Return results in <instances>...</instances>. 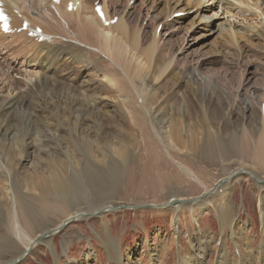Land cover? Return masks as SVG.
I'll return each mask as SVG.
<instances>
[{"label": "rangeland", "instance_id": "obj_1", "mask_svg": "<svg viewBox=\"0 0 264 264\" xmlns=\"http://www.w3.org/2000/svg\"><path fill=\"white\" fill-rule=\"evenodd\" d=\"M115 1L117 2L116 7H123L126 3V0H114L113 3ZM231 1L236 2L234 0ZM132 2H136L135 6H137L134 11L132 8L134 20L138 18V23L142 20V24L146 25L148 40L150 39V33L152 37L154 24L156 22L162 23L160 24L162 28L156 34L163 35L161 38L162 47L160 49L161 58H166L167 55L168 57L173 56L176 54L175 51L178 48L182 51V53L176 54L177 63L174 65L175 68L173 67L174 69L167 74L169 75L172 71L174 72V70L179 69L189 78L199 75L201 80L204 79L202 80L204 86L212 85L216 89L222 90L221 92H224L223 94H226L229 100V103H224L222 95L220 96L221 100L218 97H214L216 93L210 99L209 96L212 95L213 90H211V93L205 91L204 86L197 81H192L191 84L193 85L186 87L184 84L177 86L175 78L170 75L167 76V74L157 84L152 79H149L150 84L148 88L151 90L150 95L157 96L156 107L160 108L159 112L161 113H156L155 118H163L162 120L171 119V123L178 120L185 140L190 139L188 143L191 147L187 148L183 156L180 155L181 160L184 162L193 161L194 166L196 165L195 160H200L202 168L199 162H197L196 166L200 169H203L204 166L207 168L206 173L199 172L204 177L207 175L205 179L208 180L207 185L211 189L214 187L213 183L215 180L217 182L221 178H224L223 167H225L227 173L240 168L251 169L259 179L264 180V168L261 167L256 158L249 157L246 160H241L230 146L228 147L231 152L229 158H224V160L218 159L217 162L218 156L216 162L211 160V163L210 160L205 158L208 156L207 149H203L206 132L209 129L213 130L214 133L216 132L215 134L217 135L220 132V136L224 141L228 140L229 134L232 131L239 137L242 136L240 128L243 125L258 131L259 122L256 116L259 115L260 107L264 102V48L256 52H249L246 47L247 40L242 39L243 41L241 40L239 43V49L231 46L230 50L225 49L219 53L218 51L222 47H225L226 43L224 40H218L216 34L195 40L192 37L194 33L192 30L186 31L187 29L185 28L178 29L179 25L175 23L172 29L171 25L168 27L164 25L167 20L165 19L166 15H160V11L164 7L163 4L156 11L151 10L148 16L145 17L148 10L146 8L150 7V3L141 5L140 0H131L130 6L133 5ZM263 7L264 4L261 8L263 9ZM227 9L229 12L226 14ZM214 11L217 12L220 20L228 18L231 21L236 20L241 23L244 22V24L252 23L259 26L264 21V16H261L259 11L243 5L232 6L228 2H225V0L223 3L213 6L209 13H213ZM157 15L161 17L159 18ZM4 40L0 38V41ZM216 43H218V49H215L214 45ZM210 49H213V52ZM3 71L6 72L7 68L4 67ZM34 71H38V69L32 67L26 68L25 74L11 72L13 76L11 81H15V77H18L25 85L31 79L34 81L35 78L40 76L39 73H34ZM88 73L89 71H84L83 75L78 77L81 82L96 87V95L107 101L106 107L109 109L107 111L111 112L108 116H104L106 117L104 118L106 127L103 132H101L102 130H97V133L100 135L98 143L101 140L99 147L94 143L89 147L87 152L92 156L93 154H97L98 158L96 160L102 161L101 169L104 172V176L101 180L105 184L103 188L107 190L111 189L112 191L105 200H102L101 192L95 190L87 192L79 190L60 197L59 194L54 193L53 189H50V182H45L42 176L49 175V171L52 170L50 166H54V163H59L58 159L61 157H63L61 161L67 167L69 160H64V156L61 153L62 149L57 148L56 152L59 153L58 156L54 153V156L49 157L48 151L40 154V160H34L36 164L32 165L31 159L25 160L14 149L16 146L15 142L12 141L9 145L10 149L8 147L7 152L10 154L11 166L23 172L17 183V187L19 192H21L20 194H22V205L31 212V215L30 213L29 215L33 221L32 226H34V233H31V236L37 238L42 233V229L47 230L49 228L48 231H54H52V237L49 239L52 241L51 246L43 240L39 241L34 249L25 255L23 254L25 245L20 239L15 237L16 234L14 232H11L12 227L9 226L8 218H6L7 221L4 219L5 217L3 220L0 219V264H6V261H15L16 259L18 261L15 264H70V262L71 264H119L118 260H116L117 256H111L115 251H112L110 254L112 248H109V243L107 242V231L110 232L111 238L117 244L119 243V248L117 249L118 251H122L121 260L123 264H180L182 259H184L183 262L185 264H188L186 262L188 258L193 264L194 262H196L195 264H218L220 258L219 252L222 248L227 252L226 257L229 260L236 261V263H261L264 257V191L261 193L259 184L262 183L255 181L250 174L241 172L242 174L234 176L231 182L228 183L229 186L226 188L229 189V193L224 202L219 197L214 196L208 198L206 201L207 210H202L199 203H195V201L185 203L182 206L180 204L177 209L173 210L171 206H165L169 199L172 198L169 195H178V198L184 196L187 199V196L190 198L193 195L190 194V185L183 182L181 183L183 188H179L178 184L180 183L173 181L176 171H174V168H169L172 167V163L164 156L165 159L167 158V162L164 160L163 163V161L160 160L159 162L158 160V166H160L152 168L153 174H157V176L152 175L150 179L147 178L149 179L148 184H146L147 186H145L147 188L141 189L138 184L128 186L127 182L131 173H137V177H141L143 174L141 167L145 163L141 159L144 157V146L140 145L143 142L140 137L142 135V137L151 142L152 136L150 137L147 128L141 131V123L139 125L135 124L126 111H124V108L129 107V105L121 94L104 89L101 79L95 77L93 73L91 75ZM6 82H8V79H6ZM81 82L74 81L73 83L77 87H81L79 84ZM14 83L17 84L16 81ZM195 83H198L200 87H197ZM194 86L195 88H193ZM22 87H17L15 90L14 87L11 88L8 84V87H5L6 89L4 88L2 92L0 91V96L11 98L19 91H23ZM88 95L85 96L87 98L91 96ZM222 102L223 104H221ZM38 103L46 104L47 106L46 99L40 98V102L34 101L30 104V107L34 110ZM220 104L222 108H220ZM100 106L101 104L98 105V107ZM249 107L255 111L252 114L253 123H248L250 121V119H247L248 114H250V111H248ZM37 113L40 114V111H37ZM31 115L28 112L20 113L18 111L15 115L9 116L13 118L9 124L14 122L15 132L18 134L16 141H20L24 137L27 138L31 130L32 132L39 130V128L35 129L37 128L36 125L32 124L30 126L25 120ZM50 116L56 122L52 127L54 129L58 128L61 124L59 116H53V114ZM61 126L63 127V125ZM158 126L160 127L159 124ZM68 131L66 132L63 127L58 131V135H62L64 140H61L65 145L67 143L74 150L77 147L75 152L81 156L82 152H80V149L82 150V148L80 146L82 142H79L81 141L80 137L73 133V131ZM71 134L78 139L75 138L73 141L74 136L72 137ZM217 135H215L216 139L218 138ZM111 141L118 144L125 143L127 146L128 155L126 158L128 161L125 162L127 163L124 166L125 170L120 175L115 169L110 172L109 170L104 171L108 158L106 159L103 154L114 153L113 151H108L107 148L108 143L109 145L112 143ZM158 146L160 147V145ZM78 148L79 151H77ZM152 149L154 150V147L150 148V150ZM104 150H107L106 153L103 152ZM81 159L85 163V157ZM55 166H60V164ZM60 167L63 168L62 166ZM14 175L15 172L12 173V176ZM144 176L145 174L142 177ZM139 177L136 179H139L137 182L141 183L142 178ZM0 182L3 183L1 177ZM27 182H29L30 188L34 185L36 192L34 190L30 192L25 190ZM179 191H181V194ZM4 195L5 190L0 189V199L4 197L5 200ZM4 200H0V205L6 210L9 203ZM98 205H109L111 208L104 215H101L96 212V209L99 207ZM149 205H159V207L156 208ZM78 210L85 212L84 217L79 220L71 219L65 223L67 217L74 212H78ZM21 256L24 258L19 259ZM247 259L248 263L245 262Z\"/></svg>", "mask_w": 264, "mask_h": 264}, {"label": "bare ground", "instance_id": "obj_2", "mask_svg": "<svg viewBox=\"0 0 264 264\" xmlns=\"http://www.w3.org/2000/svg\"><path fill=\"white\" fill-rule=\"evenodd\" d=\"M68 1L69 0H63L59 5H53L51 0H5V6L9 12L14 13L16 9L20 11V14H14L13 20V24L17 30L22 27V23L26 19L30 21L33 27L40 26L44 29L45 35H48L45 41L40 42L39 36L30 37L27 32L5 34L0 27V38L5 39L4 41H0V91L2 92L5 87H8V84L11 88L14 87L15 90L20 86H23L22 89H24L23 91L20 89L21 91L11 98L0 96V177L1 181L4 183L0 182V189L5 190V200L9 203L6 210L0 205V219L3 220L4 217V219L8 218L9 226L12 227L11 232H14V234H16L15 237L20 239L25 245L23 254L30 253L37 245V242H41L42 240L51 246L52 241L49 239L52 237L51 234L54 230L48 231L49 228L47 230L42 229V233L38 236L35 233L37 238L31 236V233H34V226H32L33 221L30 216L31 212L22 205V194H20L21 192H19L17 187V183L23 175V172L11 166L10 154L7 152L12 141L15 142L16 147H14V149L21 154L25 160L31 159L32 165L36 164L34 160H40V154L48 151L49 157L54 156V153L58 156L59 153L56 152L57 148L62 149L61 153L64 156V160H69L67 167H65L64 163L61 161L63 160V157H61L58 159L60 161L59 163H54V166H50V168H52V170L49 171L50 174L42 176L45 182H50V189H53L54 193L59 194L60 197L79 190L85 192L95 190L101 192L102 200H105L112 191L111 189L107 190L103 188L105 184L101 180L104 176V172H102L103 170L101 169L102 161L96 160L98 158L97 154H93V157L87 152L89 147L94 143L99 147L101 140L98 143L100 135L97 133V130H102L101 132H103L106 127L104 119L106 117L104 116H108L111 111H107L109 110L107 109L108 107H106L107 101L96 95L95 86H90L81 82L79 77L83 75L82 73L84 71H89L88 74L91 75L93 73L95 77H99L104 89L121 94L129 105V107L124 108V111H126L127 115H129L135 124L139 125V123H141V131L147 128L150 137L152 136L151 142L142 137V135L140 137L143 141L140 145L142 144L144 146V157L141 160L145 163L144 165L142 164L144 168H142V166L141 169L143 170L142 176L144 174L145 176H138L142 178L141 183H138L137 180L139 179H136L138 178L136 175L137 173H131L127 182L128 186L138 184L141 189L147 188L145 186H147L146 184H148L152 175L155 177L157 176V174H153L152 168H158L160 166H158V160L164 163V160L167 162L166 159L168 158V161L170 160L172 163V167L169 168H174V171H176L173 181H175V183H180L178 184L179 188H183L181 186L183 182L190 185V194L193 195L190 198L187 196L188 199L184 196L178 198V195H169V197L173 199L177 198L178 200L195 201V203H199L202 210H207L206 201L208 198L216 196L219 197L222 202L225 201L229 193V189L226 187L229 186L228 183L231 182L234 176H238L242 173L249 175L247 172L250 171L254 173L251 169L245 168L236 169L227 173L225 167H223L224 178H221V180L217 182L215 180L213 189L209 188V185H207L208 180L205 179L207 175L204 177L200 173H206L207 168L204 166L203 169H200L196 166L197 162L200 160H195V166L192 163L193 161L184 162L181 160L180 155L183 156V153L191 146L188 143L190 139L185 140V137L182 135L178 120L171 123V119L162 120L163 118H155L156 113H161L159 112L160 108L158 109L156 107L157 96L150 95L151 90L148 88L150 84L149 79H152L155 84H157L168 72L175 68L174 65L177 63L176 54L182 53L178 48L177 51H175L176 54L173 56L168 57L167 55L166 58L164 57L165 59L161 58L160 49L162 47L161 38L163 35H156L157 28L161 22H156V20H154L156 22L153 28L154 31L151 30L152 37L150 33V39L148 40V29L146 25L142 24V20L138 23V18L134 20L132 8L133 11L136 9V2L130 6L129 3L131 0H126L123 7H116L117 2L115 1V3H113L114 0H80L81 4L77 11H68L66 8ZM96 1H102L109 19L118 17V21L115 24H110V26L101 24L94 12V3ZM234 1L236 2L225 0V2H228L232 6H247L250 9L259 11L260 15L264 16V7L263 9L261 8L264 4V0H252V2H250L251 0ZM223 2L224 0H140L141 5L150 3V7L146 8L148 10L145 17L148 16L151 10L156 11L160 8L161 4H163L164 7L162 10L160 9V15H166L165 19L167 20L165 23L163 22L164 25L167 27L171 25L172 29L175 23L179 25L178 29L185 28L187 29L186 31L192 30L194 32L192 37L195 40L207 38V36L211 34H216L218 40H224L226 43L225 47L221 46L222 48L218 51L219 53L225 49L230 50L231 46L239 49V43L242 39L247 40L246 47L249 52H256L264 48V21H262L263 23L261 26L252 23L244 24V22L241 23L236 20L231 21L228 18L220 20L215 11L209 13L213 6ZM228 12L229 10L227 9L225 13L227 14ZM176 13H185V16L172 20L171 18ZM20 15H22V17H19ZM175 28L174 30H176ZM217 45L218 43L214 45L215 49H218ZM210 50L212 51L213 49ZM167 52L169 53V51ZM224 53L226 52L224 51ZM99 66H101V68H99ZM4 67L7 68L6 72L3 71ZM29 67L38 69V71H34V73H39L40 76L35 79L33 78L34 81L31 79L30 82L25 83V85L18 77H15L17 84L14 83L15 81H11V78H13L11 72L25 74L26 68ZM169 75L175 78L177 86L184 84L186 87H189L193 85L191 84L192 81H197L202 84V80H204H201L199 75H196L199 78L192 76L193 74L190 78L186 77V74L179 69L174 70V72L172 71ZM169 75L167 74V76ZM6 79H8V82H6ZM74 81H80L81 83L79 84L81 87H77V85L73 83ZM195 85L200 87L198 83H195ZM193 88H195V86ZM204 88L206 89L205 91L209 93L213 90L211 93L212 95L209 96L210 99L213 97V94L216 93L214 97H218V99L221 100L220 96L222 95V98H224L222 101L224 103H229L227 95H224V92H221L222 90L219 89V91L212 85H205ZM87 94L91 96L87 98L85 96ZM40 98L46 99L47 106L46 104L38 103L33 110L30 104L34 101L40 102ZM223 102L221 104H223ZM99 104H101L100 107H98ZM221 104L220 108H222ZM18 111L20 113H31L32 115L25 120L30 126L32 124L36 125L37 128L35 129L39 128L37 131L32 132L31 130L28 137H24L20 141H16L18 134L15 132L14 122L9 124L13 119L9 116L15 115ZM37 111H40V114H38ZM248 111H250L247 117V119H250L248 123H253L252 114L255 111H253L251 107H249ZM51 114H53V116H59L61 124L59 123L60 125L56 128L57 130L52 127L56 122L53 117L50 116ZM263 114L261 105L260 113L256 116L259 122V126L257 127L258 131L243 125L241 126L242 128H240L243 135L239 137L232 131L227 141L223 140L220 136V132L217 135L213 130H207L203 143V149H207L206 152L208 154L205 158L210 160L211 163L212 161L216 162L218 156L217 162L218 159L224 160V158H229L231 152L228 147L231 146L241 160H246L249 157L256 158L257 162L264 168ZM55 118L57 117L55 116ZM61 125H63L66 132L68 130L73 131V133L80 137L79 139L81 141L79 142H82L80 146L82 148V150L80 149V152H82L81 156L75 152L77 147H75L76 149L74 150V148H70L67 143L65 145L62 142V140H64L62 135H58V131L63 128ZM215 135H217V139ZM73 136L74 135H72V137ZM75 138L77 137L74 136L73 141ZM111 142L110 145L108 143L107 148L108 151L110 150L114 153L110 152V154H103L106 159L108 158L106 162L107 165L106 167L104 166L105 169H103L104 171L109 170V172L115 169L120 175L125 170L124 166L127 164L125 162L128 161L126 158L128 155L127 146L125 143L118 144L113 141ZM158 145H160L161 149ZM151 147H154V150L152 149L153 151L150 150ZM77 151H79V148ZM106 151L104 150L103 152L106 153ZM199 152L201 153L200 149ZM164 156L167 158L165 159ZM82 157H85V163L82 161ZM57 164H60L63 168L60 166L56 167L55 165ZM13 172H15L14 176H12ZM261 183L262 184H259V189L262 193L264 191V180H261ZM25 190L28 192L34 190L36 192L34 185L30 188L29 182L26 183ZM180 192L181 191H179V193ZM0 200H4V197H1ZM181 203L182 206L184 201H181ZM166 204V206H171L173 210L180 206V204L177 207L172 206L170 203ZM110 208L111 206L109 205H101L96 209V212L104 215ZM84 213L85 212L82 210H78V212L69 215L65 222H69L71 219L79 220L84 217ZM107 232V242L109 243V248H112L110 254L112 251H115L111 256H117L116 260H118V263L123 264L121 260L122 251H118L117 249L119 248V243L117 244V242L111 238L110 232ZM226 255V250L222 248L219 252L220 258L218 264L242 263L229 260ZM188 259L186 262H188V264H193ZM183 261L184 259H182L180 264H185ZM6 262V264H15L17 263V259L15 261ZM245 262L248 263V259ZM195 263L196 262H194V264ZM242 264H244V262ZM259 264H264V257L263 261Z\"/></svg>", "mask_w": 264, "mask_h": 264}, {"label": "water", "instance_id": "obj_3", "mask_svg": "<svg viewBox=\"0 0 264 264\" xmlns=\"http://www.w3.org/2000/svg\"><path fill=\"white\" fill-rule=\"evenodd\" d=\"M247 173H249L256 181H258L259 182V179L250 171V172H247ZM123 206H129V205H123ZM122 206V207H123ZM150 206H154V205H150ZM66 223V222H65ZM63 226H65L64 224H63Z\"/></svg>", "mask_w": 264, "mask_h": 264}, {"label": "snow or ice", "instance_id": "obj_4", "mask_svg": "<svg viewBox=\"0 0 264 264\" xmlns=\"http://www.w3.org/2000/svg\"><path fill=\"white\" fill-rule=\"evenodd\" d=\"M6 19V18H5Z\"/></svg>", "mask_w": 264, "mask_h": 264}]
</instances>
